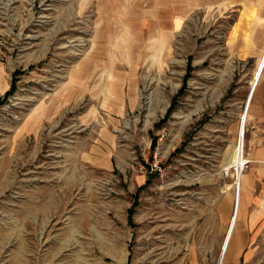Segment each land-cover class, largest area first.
I'll return each instance as SVG.
<instances>
[{"label":"rangeland","instance_id":"1","mask_svg":"<svg viewBox=\"0 0 264 264\" xmlns=\"http://www.w3.org/2000/svg\"><path fill=\"white\" fill-rule=\"evenodd\" d=\"M263 54L264 0H0V264H264L226 245Z\"/></svg>","mask_w":264,"mask_h":264},{"label":"crops","instance_id":"2","mask_svg":"<svg viewBox=\"0 0 264 264\" xmlns=\"http://www.w3.org/2000/svg\"><path fill=\"white\" fill-rule=\"evenodd\" d=\"M262 56L264 57V54ZM261 69L264 70L263 66ZM248 100L250 158L247 169L241 176L240 207L231 236V239L234 237L235 240L232 246L230 244L228 246L232 248L234 254L243 251L246 239L258 236L257 232L264 230V71L254 91L250 90ZM233 217L228 226L227 235ZM237 223L238 228L235 230Z\"/></svg>","mask_w":264,"mask_h":264},{"label":"bare ground","instance_id":"3","mask_svg":"<svg viewBox=\"0 0 264 264\" xmlns=\"http://www.w3.org/2000/svg\"><path fill=\"white\" fill-rule=\"evenodd\" d=\"M264 62V60L262 61V63ZM261 63V66H260V69L261 67L263 66L264 68V64ZM259 69V72L257 74V79H256V82H258V80L260 79V76H261V73L263 71V69L260 70ZM248 119V115L245 114V119H244V124L242 126V129H241V136H240V142H239V146L237 147V150L235 152V160L234 162L231 164V168H235L236 171H237V185H238V194H237V198H236V204H237V207L235 206V221H236V217H237V214H238V211H239V198H240V187H241V172L243 170V165H244V137H245V132H246V121ZM232 236V235H231ZM231 236L230 238L228 237V240H227V247L229 245V242H230V239H231ZM219 264H222V260L220 261Z\"/></svg>","mask_w":264,"mask_h":264},{"label":"trees","instance_id":"4","mask_svg":"<svg viewBox=\"0 0 264 264\" xmlns=\"http://www.w3.org/2000/svg\"><path fill=\"white\" fill-rule=\"evenodd\" d=\"M133 213H134V209L129 211L128 222H129L130 225L132 224V221H133V219H132Z\"/></svg>","mask_w":264,"mask_h":264},{"label":"built area","instance_id":"5","mask_svg":"<svg viewBox=\"0 0 264 264\" xmlns=\"http://www.w3.org/2000/svg\"><path fill=\"white\" fill-rule=\"evenodd\" d=\"M247 109V108H246ZM246 113H247V110H246Z\"/></svg>","mask_w":264,"mask_h":264}]
</instances>
